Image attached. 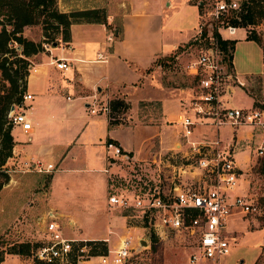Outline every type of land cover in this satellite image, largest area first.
Instances as JSON below:
<instances>
[{"label":"rangeland","instance_id":"374dc122","mask_svg":"<svg viewBox=\"0 0 264 264\" xmlns=\"http://www.w3.org/2000/svg\"><path fill=\"white\" fill-rule=\"evenodd\" d=\"M202 1L207 4L201 11L200 25L208 21L209 17L205 16V12L210 10L213 0H195L194 2L199 6ZM244 1L230 0L236 6L230 11L239 21V23L235 22V25L244 27L238 31L236 38L238 41L232 60L236 73L241 77H247L249 81L245 89L236 90L231 101V105L236 107L260 106L264 89V71L261 74L250 75V73L261 72L264 66V18L255 27L261 34L262 43L259 45L255 41L246 40L248 28L242 24ZM161 2L163 3V0ZM173 2L174 5L169 9L163 5L168 11L167 15L171 23L177 25L176 27L182 22L188 25L187 30L184 31V40L196 36L190 43L182 46L183 56L180 59L162 58L161 62L165 64L166 70L162 71L160 77L168 82L167 73L171 71L173 78L169 82L183 89L185 95L189 97L195 82L194 78L187 73L186 65L202 51V47L195 42V39L199 37L200 25H197L199 19L196 14L197 8L192 11L186 10L180 7V0H173ZM32 31V35H37L38 27H33ZM45 44L52 45V43ZM230 52L232 54L231 49ZM252 88L256 91L253 92ZM135 89L138 90V88L130 89L124 98L112 99V101H119V105L116 106L115 111L110 112V119L115 118L122 123L144 124L158 120L157 103L138 102L132 97L138 94ZM129 95H132L131 98H126ZM140 108L143 110L154 108L155 114L149 112L147 118L140 119L138 115ZM180 130L181 126L176 124L169 133L177 137V131L179 134ZM263 132V128L257 125H241L238 128L222 126L218 134L215 127L201 124L195 128L190 137V140L204 142H211L219 137L223 147H232L236 163L244 171L240 175L238 188L232 194H240L252 199L262 209L260 215L244 216L236 213L230 218L227 237L232 247L219 264H264V154L258 153ZM152 133L153 131L146 132L145 136ZM179 140L185 148L189 147L182 135ZM56 143L60 147L57 152L61 156L56 154L53 157L57 167L53 171L48 193H46L49 188L48 177L51 172L30 169L26 162L20 163L15 158L14 152L4 166L10 175V181L0 192V257H4L2 264L35 263L33 259L35 254L19 255L10 254L8 251L17 243L31 242L35 246L42 244L48 238L44 229L45 221H40L37 217L50 207L66 214V217H59L66 237L75 240L109 238L107 245L116 246L122 235L130 233L134 240L141 237L148 241V246H145L146 249L141 253L138 262L190 264V250L180 241L177 234L161 238L154 232L151 225L145 223L138 211L110 208L108 197L110 192L132 197L139 193L140 189L148 190L155 187H158L162 193L169 192L176 184L198 189L200 185L206 183L201 177L207 173L198 168L197 156L190 150L187 153L182 150L178 152L179 147L166 148L158 157V161L155 159L144 162L132 170L126 169L127 164L122 159H118L121 172L113 174L107 181L106 173H101L102 167L95 161L99 156L95 150L90 152L87 148L69 144L62 136H59ZM61 158L64 159L62 162ZM45 162L47 159H44L43 164ZM210 182L213 181L210 179ZM70 220H73V225L69 223ZM111 229L114 232L109 234ZM151 233L157 235V241L153 240ZM34 250L36 251V247ZM87 264L99 263L94 258Z\"/></svg>","mask_w":264,"mask_h":264},{"label":"crops","instance_id":"0c3cea01","mask_svg":"<svg viewBox=\"0 0 264 264\" xmlns=\"http://www.w3.org/2000/svg\"><path fill=\"white\" fill-rule=\"evenodd\" d=\"M58 1L63 12L104 8L107 11V23L73 24L70 42L48 44L43 51L29 58L31 72L27 91L34 98L29 102L27 112L32 122L27 132L22 126H16L12 130L15 158L20 163H43L47 159L43 164L46 167L49 163H54V155L61 156L57 152L60 147L56 140L62 136L69 144L87 148L90 152L95 150L99 154L95 161L102 167L100 171L106 173L109 181L110 176L121 172V164L117 162L118 159L114 161L109 157L108 143L113 142L122 147L126 158L120 159L127 164L126 169L129 170L150 160L158 161L166 148L179 147L178 152L182 150L186 153L191 151L179 140L180 132L178 134L177 131L178 140L169 132L178 124V115L189 102L192 92L188 97L183 89L173 86L169 82L173 78L171 71L167 73L168 82L164 81L160 74L162 76L166 66L164 63L157 64L159 59L176 54L179 47L196 36L184 40V31L188 25L182 22L176 27L177 25L171 23L168 11L163 5L169 9L174 5L173 0H163V3L161 0ZM180 1V7L186 10L197 8V25H200L201 11L195 5V0ZM200 4L205 6L207 3L202 1ZM33 27H38L37 35L31 34ZM24 35L39 41L42 30L39 26H27ZM110 37L113 39L110 40ZM100 53L107 59H99ZM182 56L180 51L175 59ZM61 59L67 60L70 68H58L56 63ZM263 71L264 66L261 72L250 75L261 74ZM133 88H138L135 89L138 91L137 96L129 95L126 98L132 96L138 102H156L157 121L149 124L119 122L112 125L109 114L103 111L92 112L96 100L102 104L110 103L113 98H124ZM251 100L254 104L252 97ZM149 112L154 115V108H140L139 118H147ZM149 131L153 133L145 136ZM263 139L264 133L262 141ZM236 152L238 155V151ZM63 160L61 158V162ZM56 167L55 165V169ZM239 167L242 175L244 171ZM205 177L206 175L201 178L205 180ZM155 189L160 191L158 187ZM49 190L50 184L46 193ZM51 211L58 213L60 218L66 217L65 213L50 207L37 217L38 220H44L46 225L45 217ZM69 223L74 222L70 220ZM185 247L190 250V255L195 251L194 246Z\"/></svg>","mask_w":264,"mask_h":264},{"label":"built area","instance_id":"2783aa9c","mask_svg":"<svg viewBox=\"0 0 264 264\" xmlns=\"http://www.w3.org/2000/svg\"><path fill=\"white\" fill-rule=\"evenodd\" d=\"M233 7L236 6L230 0H213L210 10L205 12L209 19L199 26V37L206 27L209 32L202 38L204 44L201 53L186 65L187 73L194 78L195 85L189 102L176 120L181 126L180 135L186 139L191 153L198 157V167L207 173L206 183L198 189L176 184L169 192L162 193L150 188L140 189L132 197L117 192H110L108 197L110 208L138 211L161 238L175 233L183 244L194 246L195 251L189 257L190 264H219L232 247L227 237L230 218L236 213L246 216L260 215L262 212L259 204L252 199L232 194L239 186L241 174L234 149L223 147L219 137L211 142L190 140L195 128L201 124L215 127L218 134L222 126L238 128L241 125H257L264 130V89L260 106L231 105L236 90L245 89L249 84L247 77L236 73L234 63L219 42L220 39H236L239 29L244 28L227 21ZM214 29L217 30V36L212 33ZM99 59L107 58L100 53ZM56 66L62 70L70 68L65 59L58 61ZM33 98V94L27 91L22 102L14 105L15 110L10 112L13 126H22L26 132L32 122L27 111ZM93 106L92 112L103 111L110 116L109 102L102 104L96 100ZM107 151L111 159L126 158L122 147L113 142L107 144ZM258 153L264 154V139ZM26 163L30 169L39 172L55 169L54 163L46 167L41 161ZM59 219V214L54 211L45 217L48 238L36 248L34 262L36 259L41 264H87L95 258L99 264H150L138 262L146 249L140 246L141 237L134 240L130 233L122 235L116 246L108 245L106 253L92 255V242L95 240L66 237ZM113 232L109 230V234ZM104 240L108 242L109 238ZM75 258L77 263L73 262Z\"/></svg>","mask_w":264,"mask_h":264},{"label":"trees","instance_id":"16d2710c","mask_svg":"<svg viewBox=\"0 0 264 264\" xmlns=\"http://www.w3.org/2000/svg\"><path fill=\"white\" fill-rule=\"evenodd\" d=\"M242 24L248 28L247 39L262 43L261 34L255 28L258 22L264 18V0H245L243 3ZM199 4L200 11L203 9ZM202 15V12H201ZM227 21L239 23L235 15L230 13ZM76 23H107V11L104 8L73 10L63 12L59 8L58 0H0V192L10 181V175L4 168L7 160L13 154L15 145L12 130L13 123L10 120V112L13 105H19L24 94L28 90V78L31 72L30 57L44 50L45 43L57 44L61 41L72 40V25ZM27 26H39L42 30V38L39 41L28 38L24 35ZM213 31V30H212ZM207 27L203 30L202 36L197 37L195 42L202 46V38L208 33ZM213 35L217 36L214 29ZM237 39L222 40L220 45L228 53L230 60L234 58ZM190 43V42H189ZM232 51V54L230 52ZM178 52L170 58L175 59ZM162 59L157 64L163 65ZM252 91H256L252 88ZM119 101H111V112L116 110ZM117 119H110L112 125L119 122ZM52 175L48 177L50 184ZM148 224V220H145ZM153 240L157 241L155 233H151ZM93 243L92 255H101L107 252L108 245L104 240H95ZM40 245V244H39ZM31 242L14 244L8 251L10 254L33 255L34 248L39 246ZM4 257H0V264ZM77 263V259H73ZM34 264H41L35 259Z\"/></svg>","mask_w":264,"mask_h":264},{"label":"water","instance_id":"95a60500","mask_svg":"<svg viewBox=\"0 0 264 264\" xmlns=\"http://www.w3.org/2000/svg\"><path fill=\"white\" fill-rule=\"evenodd\" d=\"M11 110H15V106L14 105L12 106ZM140 246H142V247L148 246V241L145 240V239H141Z\"/></svg>","mask_w":264,"mask_h":264}]
</instances>
